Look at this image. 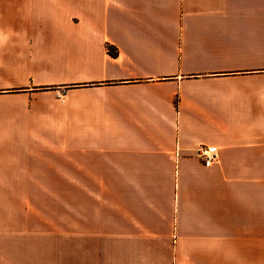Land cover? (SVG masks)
Segmentation results:
<instances>
[{
	"label": "crops",
	"instance_id": "0c3cea01",
	"mask_svg": "<svg viewBox=\"0 0 264 264\" xmlns=\"http://www.w3.org/2000/svg\"><path fill=\"white\" fill-rule=\"evenodd\" d=\"M0 264H264V0H0Z\"/></svg>",
	"mask_w": 264,
	"mask_h": 264
},
{
	"label": "built area",
	"instance_id": "2783aa9c",
	"mask_svg": "<svg viewBox=\"0 0 264 264\" xmlns=\"http://www.w3.org/2000/svg\"><path fill=\"white\" fill-rule=\"evenodd\" d=\"M217 151L216 147H208L205 145L199 147L198 155L203 161L205 167L210 168L218 162Z\"/></svg>",
	"mask_w": 264,
	"mask_h": 264
}]
</instances>
